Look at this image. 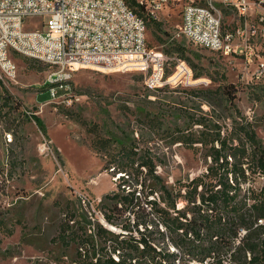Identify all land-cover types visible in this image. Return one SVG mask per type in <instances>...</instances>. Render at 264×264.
Wrapping results in <instances>:
<instances>
[{"label": "rangeland", "instance_id": "rangeland-1", "mask_svg": "<svg viewBox=\"0 0 264 264\" xmlns=\"http://www.w3.org/2000/svg\"><path fill=\"white\" fill-rule=\"evenodd\" d=\"M217 7L222 8L223 32L245 28L235 11ZM182 8L183 2L164 5L156 17L160 25L147 23V41L150 48L164 53L168 75L186 60L164 50L174 41L186 46L195 69L186 63L193 75L202 74L191 85L151 89L140 71L80 68L69 87L57 89L55 100L45 85L50 66L22 54L13 56L17 79H0V264L95 262L98 254L93 244L86 249L71 239L62 241L63 235L75 231L99 251L104 241L97 233L98 225L121 231L106 221L101 204L118 189L125 173L107 167L110 156L93 150L92 124L99 125L103 137L135 145L151 157L167 184L187 182L206 171V151L200 147L199 153L194 152L177 142L174 133L195 120L227 129L231 124L228 109L212 105L213 99L196 92L231 83L238 89L236 102L243 119L252 123L264 142V77L252 80L255 64L247 66L244 58L225 57L190 42L180 32ZM255 45L263 53L262 41ZM66 96L67 100H61ZM261 181L254 180L257 185ZM134 233L138 234L136 228Z\"/></svg>", "mask_w": 264, "mask_h": 264}, {"label": "trees", "instance_id": "trees-1", "mask_svg": "<svg viewBox=\"0 0 264 264\" xmlns=\"http://www.w3.org/2000/svg\"><path fill=\"white\" fill-rule=\"evenodd\" d=\"M126 1L146 23L160 25L146 2ZM164 52L179 53L195 69L183 44L174 41ZM194 77L202 74L196 72ZM237 91L228 83L196 92L213 99L212 105L226 107L231 124L225 130L215 124L214 129L195 120L174 133L177 142L196 153L204 147L207 158L205 172L175 185L167 184L155 161L135 145L117 144L100 134L98 124L90 125L93 150L110 156L107 167L125 173L118 189L101 204L106 221L121 231L98 225L97 233L104 241L99 251L75 231L63 235L62 241L71 239L86 249L93 244L98 257L86 264H264V142L252 123L243 119ZM195 125L202 127L194 130ZM258 178L260 185L254 182ZM180 202L185 205L181 207ZM154 225L156 231L151 230Z\"/></svg>", "mask_w": 264, "mask_h": 264}, {"label": "built area", "instance_id": "built-area-1", "mask_svg": "<svg viewBox=\"0 0 264 264\" xmlns=\"http://www.w3.org/2000/svg\"><path fill=\"white\" fill-rule=\"evenodd\" d=\"M148 1L155 18L169 1L183 2L180 32L190 42L225 57L244 58L247 66L255 64L252 80L264 77V0ZM218 5L235 11L245 28L223 32ZM257 41H262L263 53ZM15 54L50 66L45 85L55 100L57 89L69 87L80 68L140 71L151 89L196 81L184 60L167 74L164 53L149 48L147 23L126 0H0V79H17Z\"/></svg>", "mask_w": 264, "mask_h": 264}, {"label": "crops", "instance_id": "crops-1", "mask_svg": "<svg viewBox=\"0 0 264 264\" xmlns=\"http://www.w3.org/2000/svg\"><path fill=\"white\" fill-rule=\"evenodd\" d=\"M44 103H46V102H44Z\"/></svg>", "mask_w": 264, "mask_h": 264}]
</instances>
